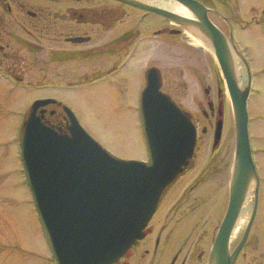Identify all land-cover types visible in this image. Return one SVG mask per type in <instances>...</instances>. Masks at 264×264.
<instances>
[{"label": "flooded vegetation", "instance_id": "obj_1", "mask_svg": "<svg viewBox=\"0 0 264 264\" xmlns=\"http://www.w3.org/2000/svg\"><path fill=\"white\" fill-rule=\"evenodd\" d=\"M195 1L217 29L235 41L251 68L242 34L252 35L254 22L264 20L254 18L252 3ZM174 4L183 12L175 11ZM158 10L199 21L174 0H0V79L9 86L45 92L34 101L56 103L40 108L38 114L48 125L67 132L61 104L65 99L76 92L87 96L84 88H102V96L134 101L132 110L139 114L147 73L155 68L161 92L189 114L196 129L194 154L162 192L143 237L112 264H209L230 200L236 140L232 109L212 52L215 71L207 78L202 70L209 59L199 35ZM237 66L243 83L245 67L238 60ZM186 74H191L190 80ZM183 101L205 102L206 108L192 111ZM258 175L257 198L251 190L230 240V252L244 241L233 264H264V250L255 252V246L259 250L264 243V223H259L263 182Z\"/></svg>", "mask_w": 264, "mask_h": 264}, {"label": "water", "instance_id": "obj_2", "mask_svg": "<svg viewBox=\"0 0 264 264\" xmlns=\"http://www.w3.org/2000/svg\"><path fill=\"white\" fill-rule=\"evenodd\" d=\"M174 1L199 21L158 11L187 26L212 50L231 99L236 142L230 200L209 264H233L244 241L230 252V240L249 192L253 190L257 198L259 184L248 130L251 71L234 41L217 29L201 4ZM237 60L245 67L243 83ZM160 88L158 71L151 68L139 103L147 161L115 156L87 133L66 105L67 132L48 125L38 114L54 100L31 105L21 127L20 160L43 236L57 264L116 262L143 237L163 190L188 166L196 129L189 114ZM221 130L222 122L217 125V140Z\"/></svg>", "mask_w": 264, "mask_h": 264}, {"label": "rangeland", "instance_id": "obj_3", "mask_svg": "<svg viewBox=\"0 0 264 264\" xmlns=\"http://www.w3.org/2000/svg\"><path fill=\"white\" fill-rule=\"evenodd\" d=\"M242 1L244 4L252 3L255 19H264V0ZM251 31L252 35L242 34V37L249 45L246 56L252 63L253 79L248 101L249 133L254 160L263 182V214L259 217V223H264V20L259 25L254 22ZM191 41L199 45L197 40ZM204 47L209 60L202 73L208 78L215 70L210 50ZM184 78L190 80L191 74H186ZM44 93L32 86H9L0 79V264H54L19 159L20 127L34 99ZM48 93L65 94L61 91ZM76 93L62 103L73 111L81 126L94 139L119 158H146L140 118L131 107L134 101L119 102L102 96V88H84L83 94L87 96ZM226 97L231 108L227 90ZM181 104L192 111L202 105L206 108L205 102L183 101ZM258 228L260 232V226L256 230ZM259 246V250L255 246L256 253L264 250V243Z\"/></svg>", "mask_w": 264, "mask_h": 264}, {"label": "bare ground", "instance_id": "obj_4", "mask_svg": "<svg viewBox=\"0 0 264 264\" xmlns=\"http://www.w3.org/2000/svg\"><path fill=\"white\" fill-rule=\"evenodd\" d=\"M173 9L175 11H178V12H183L182 9L179 6H177L176 4L173 5Z\"/></svg>", "mask_w": 264, "mask_h": 264}]
</instances>
